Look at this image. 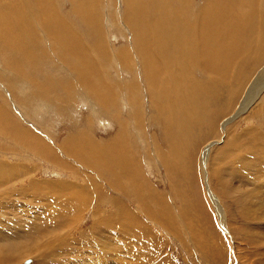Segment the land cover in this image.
Masks as SVG:
<instances>
[{"label": "rangeland", "instance_id": "1", "mask_svg": "<svg viewBox=\"0 0 264 264\" xmlns=\"http://www.w3.org/2000/svg\"><path fill=\"white\" fill-rule=\"evenodd\" d=\"M27 1L19 0L18 3L26 11L24 18L33 24L30 25L32 33L39 39L41 36L46 56L35 61L30 57L27 62L23 59L24 46H28L29 39H32L27 35L24 37L28 39L23 36L24 39H17L20 50L16 48V51L19 50L20 55L16 56L10 46L0 44V48L3 47L0 50V172L4 174L0 176L5 180L3 183L0 180V194L5 195L0 198V230L6 231L0 250L8 252L11 246L37 240L41 231L54 233L63 224L59 230L65 231L61 236L66 240L63 244L60 242L58 247H50L51 251L47 249V252L38 247L37 255L29 253L14 264H264V218L254 219L255 215L248 214L251 200L252 203L263 200L261 205L264 206V88H261L264 78L256 77L264 70V48L261 46V41L264 42V15H258L260 20L255 18L251 23L253 29L259 30L256 36L252 28L240 33V26L236 24H239L238 15L229 19L231 24L235 21L232 25L236 28L232 31L234 40L237 37L242 44L243 39L250 42L240 46L236 39L231 48L219 45L223 58L209 62L215 68L212 69L220 73L218 89L210 96L213 104L206 103L204 88L209 86L215 74L207 72L200 58L192 55L186 62L182 60L187 70H180L177 86L174 87V80H168L167 85L174 87L171 96L157 94L152 102L142 59L136 53L137 41L124 24L126 19L130 20L125 0H102V3L100 0H70L79 4L75 9L69 0H53L59 11L57 14L63 15L69 21L67 25L80 34L91 63L97 62L96 52L90 45L95 37L88 31L89 23L86 24L80 11L83 9L82 13L87 15L84 11L86 4L98 2L96 17L92 18L90 13L88 18L97 22L98 17L103 32L96 28L101 32H97V36L103 40L104 52L110 54V59L106 66L93 64L99 73L96 79L92 76V81L112 84L110 91L102 90L106 95L101 88L98 95L82 88L79 81L85 79L82 77L84 72L90 74L89 69L78 66L74 57L64 59L57 54L48 41L51 37L57 38L53 33L41 31L44 27L38 21L42 23V20L35 13L41 9L49 11L53 4L42 8L37 4L39 8H36L35 0H31L35 8L32 10ZM191 1L188 2L190 8L205 3L209 5L208 0ZM262 1L257 4L260 11L264 10L259 6ZM135 2L145 6V20L153 23V28H165L177 17L176 12L187 7L177 0L168 1V11L164 12L168 19H165L157 17L155 4L150 0H130L128 5L133 6ZM225 2L231 4L230 0ZM191 11L186 8L183 13H188L186 16L190 20L186 17L184 23L188 27L192 25L197 10ZM129 20L132 29L134 23ZM147 23V31L154 32ZM169 30L174 35L183 31ZM0 34L5 37L4 31ZM8 34L15 35V31L10 30ZM199 35L193 41L195 46ZM222 36L221 44L225 42L227 32ZM85 38L91 40L87 42ZM169 42L170 52L177 54V39ZM251 42L256 49L245 50ZM126 48L133 60L128 68L123 67L116 57L117 51ZM215 48L216 43H210L207 53L213 51L217 54L219 48ZM81 50L76 55L81 56ZM149 50H153L151 54L163 70L160 81L164 82L168 69L158 54L155 41L149 42ZM236 50L241 53L237 54ZM178 53L180 58L187 54L185 50ZM91 65L87 64L89 68ZM243 78L246 79L242 81ZM253 78L258 80L250 94L262 89L261 93L239 114V104L254 82ZM130 84L131 91L124 88ZM214 96L217 99L213 100ZM98 97L101 102H108L112 97V104L101 105ZM177 101L184 107L181 104L173 107L172 103ZM233 115L234 119L225 125ZM28 134H35L41 143L43 140L46 148L41 150L39 142L33 141ZM70 187L75 193H71ZM57 195L58 199L66 196L69 208L57 201ZM46 197L50 205L46 203ZM22 207L32 209L23 213ZM252 207L257 212L261 210L258 204ZM55 210L59 214L55 215ZM33 212L37 214L35 219V214L30 215ZM125 217L131 223L133 221L126 232L135 237L134 242L121 237L126 235L120 230V222L127 224ZM33 227H39V231L33 232ZM0 264H7L1 255Z\"/></svg>", "mask_w": 264, "mask_h": 264}, {"label": "bare ground", "instance_id": "2", "mask_svg": "<svg viewBox=\"0 0 264 264\" xmlns=\"http://www.w3.org/2000/svg\"><path fill=\"white\" fill-rule=\"evenodd\" d=\"M18 1L19 0H0V31H4V33H5V37L4 38H2V35L3 34H0V44L2 45V46H4V44L6 45V47H8V46H10L9 48H12V52H14V54L17 56L18 54H19V46H18V43H19V39H24V38H26V36L24 37V35H27L28 37H30V38H32V39H29L30 41H29V43L30 44H28V46L26 45V46H24V50H26V52L24 53V55H23V59L27 62V60H29V58L28 57H30L33 61H35L36 59H41L42 57H45L46 56V54H45V49L43 48V46H42V43H41V36H40V39H39V37L37 38L36 36H35V34H33L32 32H34V31H32L33 30V28L31 27L30 28V25H33L32 24V22H31V20H29V19H26V18H24V16L26 15V11L24 10V8L21 6V5H19V3H18ZM65 1V0H64ZM70 1V0H69ZM77 2H80V0H76ZM102 0H100V2H101ZM103 1H105V0H103ZM126 2H124V5H125V3H126V7L128 8V10H129V17H130V20L134 23L133 24V26L131 25V27H132V29L129 27V25H128V20H129V18L128 19H126L127 20V23L124 21V24H125V27L127 28L128 27V31L130 32H132V36H133V39H134V41L136 42L137 41V46H136V48H137V50H136V53L141 57V59H142V62H141V64H142V66H143V72H144V76H145V82H146V84H147V87H148V89H149V91H150V93H151V101L152 102H155V99H156V96H157V94H160V96H163V97H167V96H171V93H172V91L174 90V87H176L177 86V84L179 83V80H180V78H181V75H179V72H180V70L182 69L183 71L184 70H187L186 68H185V64H183L182 63V60L184 61V62H186L187 61V59H190V57H191V55H192V57H194V56H198V58H200L199 60L201 61V63L204 65L203 67H204V69H206V71L207 72H209V73H212V74H215V75H217V77L215 76V75H213L212 76V79H211V82L208 84L209 86L208 87H206V88H204L205 90H206V98H207V104H213L211 101H210V96L211 95H213V93H214V91H215V89L217 90L218 89V86H219V80H220V73H219V71H217V69L216 70H213L212 68H214L213 67V65H211V64H209V62L210 61H214V62H216V60L215 59H218V57L220 58V60L223 58L222 56H223V54H222V51H219L220 50V46L219 45H221V48H223V47H226V48H231V45H235V44H232L236 39H237V37H236V39L234 40V38H233V35H232V31H234V30H236V28L235 27H232V25H233V23L235 22H233L232 24H231V22L229 21V19L231 18L232 19V16H237L238 15V20H237V22H239V24L238 23H236L237 24V26H240V28H239V30H240V33L245 29V31H246V29L247 28H252L251 27V23H252V21L253 22H255V18L257 19V20H260V19H258L257 18V16L259 15V16H262V15H264V10H259L258 9V3H259V1L260 0H230V2H231V4H228V3H226L225 2V0H208L209 1V5H207L206 3L205 4H201V5H199V6H197V7H195V6H192V8H190L191 6H190V4L188 3L189 2V0H177L178 2H180V3H183V5H185V6H187L186 8H188V9H192V11L191 12H194V11H196V13L194 14V15H196L195 16V18H194V20H192L193 21V23H192V25H189V27L188 26H185L186 24H184L186 21H185V18L187 17L186 15L188 14H183L184 13V11H185V9L186 8H184V9H182V7H181V9H182V12L181 11H178V12H176V18H173V21L172 22H170L171 24H167L166 26H165V28L164 27H162V26H157V27H154L153 28V26H155L153 23V26H152V24H151V22H149V23H147V21L145 20V16H147L146 14H145V6L144 5H142V4H138V2H135L134 4H133V6H129L128 4H129V2H130V0H125ZM133 2L135 1V0H132ZM162 2L161 3H159L158 2V0H150V2L151 3H154L155 4V9H154V12H157V17L158 18H163L164 17V12H166V11H168V1H170V0H161ZM229 1V0H228ZM264 1V0H263ZM261 2V4L259 5L260 6V9H263V7H264V2ZM35 2L36 3H34V5L36 6V8H39V7H37V4H39V5H41L40 7L42 8V6H44V5H49V6H51L50 4L52 3L53 4V7L51 6L50 8H52L51 10L49 9V11L46 9V10H42L41 8V10L39 11V13H35V16L36 17H38V16H40L39 17V19L40 20H42V23L40 22V21H38L43 27H44V29H42L41 28V31L42 32H46V31H48V33L49 34H51V33H53V35L57 38V40H55V39H53L52 37H51V35H50V37H48V39L50 38V40H48L50 43H51V47H54L55 48V50H57V54H59L61 57H63L64 59L65 58H68V59H70V58H72V57H74V58H76L78 61H76L75 63L78 65V66H85V67H87V69H89L88 70V72L90 73V74H87L86 72H84L83 74H82V77H85V79L81 82V81H79L80 82V85L82 86V88H88L89 89V91L93 94H97L98 95V89L99 88H101V92H102V90H107V92L108 91H110L111 89H112V87H113V85L112 84H110V83H107L106 81H102V78H101V81L102 82H100V80H99V82L98 83H95V82H97V80L96 81H92V76L94 75L95 76V79H96V77L98 76V73H99V69L98 68H95L94 67V65L93 64H97V63H99L100 65H101V63H103V65H105L106 66V62H107V60H109L110 59V57H109V53L108 54H106L104 51H105V45H104V43H103V40L101 39V37H100V35H98L97 36V30H96V28L99 30L100 28H101V25L99 26V24H98V17L96 18L97 19V22L96 21H94V19H89L88 18V16H89V14L90 13H92V18H94V17H96V15H97V9L95 10V8L97 7H99V5H98V2H96L95 4H91V1L88 3V4H86V6L84 7V11L87 13V15L86 14H84V12L82 13V10L80 11L81 12V14H82V16L86 19V24H87V22L89 23V29H88V31H91L92 33H93V35H94V37H95V40L91 43L90 42V45L93 47V49L95 50V52H96V56L97 57H95L96 58V63H94V62H92L91 63V60L89 59V55H87L86 54V50L84 49V42H83V40L81 39V36H80V34H78L75 30H74V28L71 26V25H67V24H69L68 22V20H66V18L65 17H63V15H61L60 13L59 14H57L59 11L55 8V6H54V3H53V0H50V1H48V2H46L45 0H35ZM62 2V1H61ZM76 2V3H77ZM192 1L190 0V3H191ZM70 3H72V5H73V7H74V9H75V6L77 5V4H75V2L74 1H70ZM82 3V2H81ZM102 3V2H101ZM6 4H8L9 6L8 7H6L5 5ZM27 4L31 7V9L32 10H34L35 8H33V5H32V2H31V0L29 1H27ZM83 4V3H82ZM81 4V5H82ZM149 4V3H148ZM161 4V5H160ZM79 5V4H78ZM77 5V6H78ZM85 5V4H84ZM76 6V7H77ZM149 6V5H148ZM159 6V7H158ZM169 6H171L170 4H169ZM46 7V6H45ZM44 7V8H45ZM177 7V6H176ZM79 8V7H78ZM83 8V7H82ZM110 8V7H109ZM126 8V9H127ZM125 9V8H124ZM61 10V9H60ZM80 10V9H79ZM74 10L72 9V12H73ZM75 11H77V10H75ZM188 11V10H187ZM32 12V11H31ZM62 12V11H61ZM153 12V11H152ZM77 13H79V12H77ZM125 13V12H124ZM148 13H150V11L148 12ZM174 13V12H173ZM250 13H251V17H250ZM32 14H34L33 12H32ZM32 14L30 13V17H29V15H27V18L29 17V18H31L32 17ZM74 14H75V12H74ZM121 14V13H120ZM190 14V13H189ZM4 15V16H3ZM59 16H61V18L62 19H60L59 18ZM75 16H76V14H75ZM124 16H126V15H124ZM180 16H181V18H180ZM155 17V16H154ZM167 17V19H168V16H166ZM166 17H164L165 19H166ZM182 17H183V19H182ZM243 17V18H242ZM82 18V17H81ZM126 18V17H125ZM170 18V17H169ZM188 18V17H187ZM262 19H263V17H261ZM32 19V18H31ZM35 19V18H34ZM78 19V18H77ZM189 19V18H188ZM188 19H186V20H188ZM261 19V20H262ZM80 20V19H79ZM82 20V19H81ZM129 20V21H130ZM148 20V19H147ZM162 20V19H161ZM190 20V19H189ZM256 20V21H257ZM84 21V20H83ZM163 21V20H162ZM170 21V20H169ZM149 25V26H152V29H154V32H152V33H149V31H147V28H146V23ZM164 22V21H163ZM190 22V21H189ZM264 22V21H263ZM84 23V22H83ZM99 23H100V21H99ZM131 23V22H130ZM164 23H166V22H164ZM240 23H241V25H240ZM259 23V22H258ZM257 23V24H258ZM262 23V22H261ZM35 24V23H34ZM39 24V25H40ZM189 23H187V25H188ZM254 24V23H253ZM257 24H256V26H257ZM36 25V24H35ZM255 25V24H254ZM264 25V24H263ZM236 26V27H237ZM21 27V28H20ZM88 27V26H87ZM186 27H188V29H187V33H188V31L189 32H191V33H189L188 35H189V38H188V40L186 41V39H187V33H186V35H185V29H186ZM171 28H173L174 30H183L182 32H179V34L176 32V34L177 35H174L173 33L174 32H171L169 29H171ZM253 29V28H252ZM261 29H262V27H261ZM15 31V35H9L8 34V32L9 31ZM46 30V31H45ZM85 30H86V28H85ZM124 30V29H123ZM251 30V29H250ZM253 30H255V36H256V34L258 33V28H257V30L256 29H253ZM253 30H251L252 32H253ZM263 30V29H262ZM19 31H21V34L20 35H18V32ZM59 31V32H58ZM101 31H102V28H101ZM225 31L227 32V36H226V38H225V42L224 43H220L219 41H220V39H223L224 37L222 36L224 33H225ZM245 31H243V32H245ZM91 32H89V34L91 35L92 33ZM100 32V31H99ZM98 32V33H99ZM103 32V31H102ZM238 32V31H237ZM247 32H248V29H247ZM252 32H250L252 35H254ZM257 32V33H256ZM47 33V32H46ZM47 33V34H48ZM101 33V32H100ZM249 33V34H250ZM38 34H39V32H38ZM37 34V35H38ZM44 34V33H43ZM198 34H200L199 35V40H197V43L198 44H196V46L194 45V39H196L197 38V35ZM248 34V33H247ZM52 35V36H53ZM182 35H185V38L184 37H182ZM236 35H238V33L236 34ZM244 35V34H243ZM22 36L24 37V38H22ZM48 36V35H47ZM53 36V37H54ZM235 36V35H234ZM7 37H9V38H7ZM90 37V36H89ZM136 37V38H135ZM248 37V36H247ZM246 37V38H247ZM253 37V36H252ZM44 38L45 37H43V40H44ZM116 38V37H115ZM177 39V41L178 42H176V53L177 54H175V53H171L170 51H171V46H170V42L169 41H171V40H173V39ZM17 39L19 40L18 42H17ZM26 39H28V38H26ZM85 39H87V42H89L91 39H89V38H85ZM241 39V38H240ZM243 39V38H242ZM155 41V46H156V49H157V51H158V54L160 55V57L162 58V60L165 62V65L167 66V72H166V76H168L169 77V79H166V76L164 77L165 78V80H164V82L163 81H160V76H162L163 75V70L161 69V66H160V64H159V62L152 56V54H151V52H153V50H149V42L150 41ZM247 40V39H246ZM222 41V40H221ZM239 40L237 39V41H236V43L238 42ZM241 41V40H240ZM239 41V45L240 46H242V45H245L246 44V42L248 41H245L244 39H243V44H242V41L240 42ZM251 41H252V39H251ZM257 41V40H256ZM24 42V41H23ZM46 42V41H45ZM86 42V41H85ZM213 42H215L216 43V48H215V50H217L218 48V52H217V54H213L211 51H210V53H207V51H209V50H207V46H209L210 45V43H213ZM249 42L250 41H248V44H249ZM262 43V47L264 48V42L263 41H261ZM21 43V42H20ZM25 43V42H24ZM170 43V44H169ZM258 43V42H257ZM136 45V44H135ZM239 45H236L235 47L236 48H239ZM253 45H254V43H253ZM252 45V42L250 43V45H248L249 47H247V48H245V50L246 49H249V50H251V49H256L255 48V46H253ZM256 45V44H255ZM200 46V47H199ZM23 47V46H22ZM21 47V48H22ZM16 48H18L19 50L18 51H16L17 49ZM42 48L44 49V51L42 50ZM196 48H199V51L198 50H196ZM3 49V47H1L0 48V50H2ZM79 49H82L81 50V56H79V55H76V52L79 50ZM11 50V49H10ZM22 50H23V48H22ZM51 50V49H50ZM126 50H128L127 48L126 49H122V50H120V51H117L116 52V57H118L119 59H118V61L119 62H122V66L123 67H125V68H128L129 66H130V64H131V53L130 52H127ZM181 50H185L186 52H187V54H185V55H183L181 58L178 56L179 55V53H178V51H181ZM213 50V49H212ZM234 50V49H233ZM244 50V51H245ZM225 51H227V50H225ZM238 50H236V52H237ZM22 52H24V51H22ZM103 52V53H102ZM255 52V51H254ZM9 53H11V51L9 52ZM17 53V54H16ZM213 55H212V54ZM239 53H241V52H237V54H239ZM243 54V53H242ZM242 54H240L241 56H239V57H242ZM253 54V53H252ZM263 54V53H262ZM20 55V54H19ZM34 55V56H33ZM228 55V54H227ZM236 55V54H235ZM244 55V54H243ZM138 56V57H139ZM233 56V55H232ZM19 57V56H18ZM22 57V56H21ZM227 57V56H226ZM229 57H231V56H229ZM229 57H228V59H229ZM238 57V56H237ZM238 57V58H239ZM113 58V57H112ZM197 58V57H196ZM237 58V59H238ZM84 59L86 60V61H84ZM226 59V58H225ZM227 59V60H228ZM32 60H31V62H32ZM116 60H117V58H116ZM239 60V59H238ZM237 60V61H238ZM58 61V60H57ZM117 61V62H118ZM133 61V60H132ZM198 61V60H197ZM196 61V62H197ZM199 61V62H200ZM109 62V61H108ZM228 62V61H227ZM87 64H92L91 65V67L89 68L88 66H87ZM206 64V65H205ZM66 67H67V65H66ZM216 68H217V66H216ZM215 69V68H214ZM263 69H264V66H263ZM262 69V70H263ZM253 70V69H252ZM75 72H76V70H75ZM183 73V72H182ZM8 75V74H7ZM259 75H260V73H259ZM256 76V77H261V78H264V70H263V72L261 73V75L260 76ZM101 76H102V74H101ZM246 77V76H245ZM78 78V77H77ZM216 78V79H215ZM225 78V77H224ZM258 78H255V80H254V78H253V80H254V82L252 83V85H251V87L249 88V90L244 94V98H242V100H241V102H240V104H239V114L243 111V110H245L246 108H247V106L249 105V104H251L252 102L254 103V99H256L258 96H259V94L261 93V90L264 88V83H262V86H261V88L262 89H260L259 90V93H255V91L253 92V93H251L250 94V92H252L253 90V86L256 84V82H257V80H258ZM83 79V78H82ZM246 78H243L242 79V81L243 80H245ZM79 80H81V79H79ZM168 80H174V82H175V85H174V87H169L168 85H167V82H168ZM250 80H251V78H250ZM248 81V80H247ZM251 82V81H250ZM128 83V82H127ZM244 84V83H243ZM223 85V84H222ZM70 86H71V84H70ZM166 86H168V87H166ZM210 86H212V87H210ZM14 87V86H13ZM22 87V86H21ZM69 87V86H68ZM256 87V86H255ZM121 88H123V87H121ZM124 88H128L129 89V91H131V84L130 85H128V87H126V86H124ZM252 88V89H251ZM84 89V90H85ZM251 89V90H250ZM83 90V89H82ZM127 90V89H126ZM222 90H223V88H222ZM88 91V90H87ZM124 92H125V89L123 90ZM210 91V92H209ZM62 92H65V91H62ZM160 92V93H159ZM208 92H209V94H208ZM224 93H225V91H223ZM103 94H104V92H102ZM101 93V94H102ZM230 93V92H229ZM101 94H100V96H101ZM77 95V94H76ZM104 95H106V94H104ZM115 95V94H114ZM152 96H154V98H152ZM95 97H96V95H95ZM103 96H101V98H102ZM212 97V96H211ZM214 98L215 99H217L215 96L213 97V100H214ZM89 99V98H88ZM96 99H97V97H96ZM112 99V97L109 99V101L107 102V100H102L103 102H101L100 100H99V97H98V101H99V103L101 104V105H104V104H106V105H110V104H112L111 102H110V100ZM159 99V98H158ZM119 100V99H118ZM135 100V99H134ZM89 101V100H88ZM124 101V100H123ZM136 101V100H135ZM216 101V100H215ZM82 102H83V100H82ZM93 102V101H92ZM92 102H91V105H92ZM90 103V102H89ZM97 103V102H96ZM218 103V102H217ZM93 104L95 105V103L93 102ZM131 104V103H130ZM182 105L183 106V104L181 103V102H179V101H177V102H173L172 103V105H173V107H178L179 105ZM206 104V105H207ZM46 105V104H45ZM82 105H84V104H82ZM89 105V104H88ZM99 105V104H98ZM252 105V104H251ZM85 106V105H84ZM90 106V105H89ZM93 106V105H92ZM96 106V105H95ZM80 107V106H79ZM152 107V106H151ZM184 107V106H183ZM16 108V107H15ZM134 108H136V107H134ZM36 109V108H35ZM4 111V110H3ZM52 111V110H51ZM96 111V110H95ZM0 112H1V108H0ZM97 112V111H96ZM99 112V111H98ZM6 113V112H5ZM3 114V113H2ZM238 114V115H239ZM6 115V114H5ZM96 115V114H95ZM236 115V114H235ZM235 115H233L230 119H227L226 121H225V125L227 124V123H229L230 121H232L233 119H234V117H235ZM1 116V115H0ZM34 116V115H33ZM41 116V115H40ZM2 117H5V116H2ZM96 117V116H95ZM135 117V116H134ZM181 117V116H180ZM193 117V116H192ZM6 118V117H5ZM9 118V117H8ZM43 119V118H42ZM8 120V119H7ZM12 120V119H11ZM136 121H137V119H136ZM6 123V122H5ZM8 124H11V123H8ZM13 124V123H12ZM100 125V124H99ZM23 131V130H22ZM21 132V131H20ZM23 133V132H22ZM22 135V134H21ZM35 135V134H34ZM34 135H30V134H28V136L29 137H31L32 139H33V141L35 140V141H37V142H39V146L38 147H40L41 148V150H43V149H45L46 148V146H44V141L42 140V143L39 141V139H37ZM23 137V136H22ZM39 138V137H38ZM32 139H31V141H32ZM34 147V146H33ZM40 148H39V150H40ZM49 149V148H48ZM71 150V149H70ZM41 152V151H40ZM76 154V153H75ZM52 155V154H51ZM79 156H81L80 154H78ZM42 157V156H41ZM56 159V158H55ZM56 162V161H55ZM56 165H57V163H55ZM60 165V164H59ZM58 165V166H59ZM4 168V167H3ZM12 168V167H11ZM0 169H1V164H0ZM6 170H8V169H6ZM3 171H5V170H3ZM11 172V171H10ZM5 173H7L8 174V172H6L5 171ZM7 174H6V176H7ZM0 175L2 176H4V174H2V172H0ZM0 176V180L2 181H0L1 183H3L5 180L4 179H2V177ZM10 176V175H9ZM8 177V176H7ZM7 177H4V178H7ZM10 178H12V177H10ZM42 183H44V182H42ZM46 183V182H45ZM49 186L50 185H48V187L47 188H49ZM55 187V186H54ZM51 188V187H50ZM52 188H53V186H52ZM72 187H70V189H71ZM62 189H63V187H62ZM67 189V188H66ZM74 189V188H73ZM53 190H55V189H53ZM56 190H59V189H56ZM62 191V190H61ZM65 191V190H64ZM67 191V190H66ZM65 191V192H66ZM69 191V190H68ZM67 191V192H68ZM71 191H72V189H71ZM47 192V191H46ZM49 192V191H48ZM60 192V191H59ZM64 192V193H65ZM70 192V191H69ZM73 192H74V190L71 192L72 194H73ZM260 192V191H259ZM16 193H18V192H16ZM75 193V192H74ZM97 193V192H96ZM47 194V193H46ZM45 194V195H46ZM66 194V193H65ZM81 194V193H80ZM263 194V193H262ZM262 194H260V195H262ZM14 195V194H13ZM59 195V194H58ZM58 195H57V199H58ZM71 194H69V196H70ZM82 195V194H81ZM91 195H93V193L91 194ZM72 197H73V195H71ZM77 196H78V194H77ZM80 196V195H79ZM258 196V195H257ZM264 196V195H263ZM5 197V195H3V194H0V198H4ZM17 197V196H16ZM42 197H44V195H42ZM56 197V196H55ZM68 197V196H67ZM75 197V196H74ZM73 197V198H74ZM83 197V196H82ZM37 198H38V196H37ZM41 198V197H40ZM69 198V197H68ZM251 198H252V196H251ZM250 198V199H251ZM52 199V198H51ZM74 199H76V198H74ZM74 199H73V201H74ZM81 199V198H80ZM98 199V198H97ZM40 200V199H39ZM71 200V199H70ZM78 200V199H77ZM84 200V199H83ZM262 200V199H261ZM33 201V200H32ZM35 201V200H34ZM41 201H43V199L41 200ZM45 201H46V203L47 204H51V202L49 201V198H47L46 197V199H45ZM57 201H60V202H62V205H67V208H69L68 207V200H67V198H66V196H61L60 197V199H58ZM72 201V202H73ZM260 201V200H259ZM38 202V201H37ZM76 202V201H75ZM79 202V204H80V206H82L81 205V203H80V200L78 201ZM251 202V204L249 205L250 207H249V209L251 210V211H253L252 213H250V210H249V212H248V214H250L251 216H253V215H255V217H254V219H257V217H262V218H264V206H262L261 205V203L263 202V200L261 201V203L259 202H257V201H253V203H252V200L250 201ZM13 203V202H12ZM39 203V202H38ZM71 203V202H70ZM74 203V202H73ZM39 204H41V202L39 203ZM76 204V203H75ZM79 204H77V205H79ZM254 204H258V205H260V208H261V210H258V212L255 210V209H253V205ZM42 205V204H41ZM74 205V204H73ZM37 206V205H36ZM70 206V205H69ZM13 207V206H12ZM53 207V206H52ZM75 207V206H74ZM83 207V206H82ZM18 208V207H17ZM23 208V213L24 212H27L28 210H30V209H32L31 207H22ZM62 208V207H61ZM66 208V207H65ZM64 208V209H65ZM76 209H77V206L75 207ZM79 208V207H78ZM48 210V209H47ZM57 210V209H56ZM56 210H55V212H56ZM52 211V210H51ZM72 211V210H71ZM78 211V210H77ZM77 211H76V213H77ZM81 211V210H80ZM54 212V213H55ZM70 212V211H69ZM79 212V211H78ZM48 213V212H47ZM65 213H66V211H65ZM255 213V214H254ZM28 214H30V213H28ZM35 214V212H33V213H31L30 215L33 217V215ZM44 214V213H43ZM56 214H59V213H55V215ZM67 214V213H66ZM72 214V213H71ZM45 215V214H44ZM74 215V214H73ZM72 215V216H73ZM76 215V214H75ZM78 215V214H77ZM127 215V214H126ZM37 216V214H35L34 215V219H35V217ZM58 216V215H57ZM56 216V217H57ZM27 217V216H26ZM59 217H61V216H59ZM128 217V216H127ZM63 218V217H62ZM65 218V217H64ZM121 218V217H120ZM60 219V218H59ZM75 219V218H74ZM125 219H126V217H125ZM17 221V220H16ZM105 221V220H104ZM122 221V220H121ZM131 220L128 218V219H126V222H127V224H125L124 222L125 221H123V222H120V226H121V229L120 230H122L123 232H125V234L126 235H122L121 237H126L128 240H132L133 242L135 241V237H133L132 236V234H130V232L128 233V232H126V229H127V227L131 224V225H133V221H132V223L130 222ZM263 221V220H262ZM58 222V221H57ZM119 222H118V225H119ZM63 225V224H62ZM61 224H60V226L57 228V230L54 232V233H49L50 231H44V232H40V236H39V238L37 239V240H33V239H31V242H26V243H23L21 246H18V247H15V246H11L10 247V251H8L9 249H6L8 252H5V251H1L0 250V255H1V257L3 258V260L7 263V264H14V263H16V262H18V260L19 259H21L22 257H24V256H27L29 253H31V254H33V255H37L38 253H37V249H38V247H41V249H42V252H44V251H46L47 249H50V247H51V249H52V247H58V243H62L63 242V240H65L64 239V237H61L62 235H64L63 233H65V231H59L60 229L62 230V226ZM105 225V224H104ZM117 224H116V226H118ZM137 225V224H136ZM135 226V225H134ZM22 227V226H21ZM51 227V226H50ZM115 227V226H114ZM119 227V226H118ZM7 228V227H6ZM24 228V227H23ZM22 228V230H24ZM66 228V227H65ZM112 228V227H111ZM116 228V227H115ZM33 229H35V230H33V232H38L39 231V227H33ZM64 229V228H63ZM264 229V228H263ZM65 230H67V229H65ZM110 230V229H109ZM112 230V229H111ZM4 230H0V243H2V241L4 240V239H6V236H4L5 235V233H6V231L5 232H3ZM10 231H12V230H10ZM100 231H101V229H100ZM121 231V232H122ZM28 232H30V231H28ZM107 232V231H106ZM112 232V231H111ZM104 233V232H103ZM50 234V235H49ZM100 234V233H99ZM260 234V233H259ZM25 236V235H24ZM106 236V235H105ZM17 237H19V236H17ZM26 237V236H25ZM29 237V236H28ZM102 237H104L103 236V234H102ZM120 237V238H121ZM27 238V237H26ZM260 238V237H259ZM12 239V238H11ZM92 239V238H91ZM100 239V238H99ZM111 239V238H110ZM122 239V238H121ZM101 240V239H100ZM125 240V239H124ZM127 240V241H128ZM257 240V239H256ZM66 241V240H65ZM104 241V240H103ZM111 241H113V239H111ZM25 242V241H24ZM28 243H30V244H28ZM67 243V242H66ZM105 243L106 242H104V245H105ZM110 243V242H109ZM116 243V242H115ZM122 243V242H121ZM63 244V243H62ZM108 244V243H107ZM101 245V244H100ZM112 245V244H111ZM110 245V246H111ZM123 245V244H122ZM126 245V244H125ZM124 245V246H125ZM97 246V245H96ZM108 246V245H107ZM120 246V245H119ZM126 247V246H125ZM123 248V247H122ZM1 249V248H0ZM51 249H50V251H51ZM101 250V249H100ZM114 250H115V248H114ZM113 250V251H114ZM138 250V249H137ZM105 251V250H104ZM108 251V250H107ZM112 251V250H111ZM130 251V250H129ZM41 252V253H42ZM47 252V251H46ZM49 252V251H48ZM66 252V251H65ZM106 252V251H105ZM143 252V251H142ZM111 253V252H110ZM114 253V252H113ZM45 254V253H44ZM115 254V253H114ZM117 254V253H116ZM57 255V254H56ZM103 255V254H102ZM139 255H141V254H139ZM31 256V255H30ZM99 256V255H98ZM100 257L102 258V256L100 255ZM121 257V256H120ZM141 257V256H140ZM102 262V261H101ZM59 264V263H58Z\"/></svg>", "mask_w": 264, "mask_h": 264}, {"label": "water", "instance_id": "3", "mask_svg": "<svg viewBox=\"0 0 264 264\" xmlns=\"http://www.w3.org/2000/svg\"><path fill=\"white\" fill-rule=\"evenodd\" d=\"M28 262H30V261L28 260Z\"/></svg>", "mask_w": 264, "mask_h": 264}]
</instances>
